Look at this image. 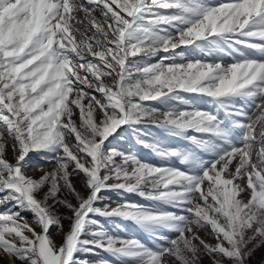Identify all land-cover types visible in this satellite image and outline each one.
<instances>
[{"label":"snow or ice","instance_id":"snow-or-ice-1","mask_svg":"<svg viewBox=\"0 0 264 264\" xmlns=\"http://www.w3.org/2000/svg\"><path fill=\"white\" fill-rule=\"evenodd\" d=\"M181 47L232 62L186 60ZM159 52L171 55L147 62ZM142 124L191 143L136 141L186 170L109 147ZM33 153L52 170L29 176ZM107 191L152 203L98 207ZM0 206V264H89L80 257L100 253L117 264H251L264 246V0H0ZM97 218L130 221L154 246Z\"/></svg>","mask_w":264,"mask_h":264},{"label":"rangeland","instance_id":"rangeland-1","mask_svg":"<svg viewBox=\"0 0 264 264\" xmlns=\"http://www.w3.org/2000/svg\"><path fill=\"white\" fill-rule=\"evenodd\" d=\"M205 2L210 4H219V3L227 2V0H205ZM80 17L83 18V13L80 14ZM176 51L178 53L184 51L186 60H196V59H200L204 61L220 60L224 64H228L232 62L231 56H224L223 54H219V53H213L211 56H204L197 49L189 50L183 47L177 49ZM244 51L251 54L250 50L245 49ZM165 55H171V53L159 52L156 54V56L152 57L147 62L155 63L162 56ZM177 61L179 62V58H177ZM181 95H183L186 99L192 101V103L195 106L204 110H209V105L206 103L207 98H201L199 96H196L195 94H190V93H181ZM145 103L161 109H163L164 107L158 101H151ZM171 105H176V102L175 101L170 102V106ZM179 107L183 108L185 106H179ZM136 129H137L136 131H133V129L125 127L124 129L120 130L119 134L116 135L115 139L112 140V143L109 145V147H114L117 151L131 152L137 155L138 158L142 159L143 161L153 163L157 166L178 167L181 170H186L187 166L181 164L177 158H170L167 160L161 159L160 157L152 153L150 149H145L141 144H138L136 141L138 138L149 143L158 140L169 148H179L185 151L191 150L193 148V146L189 141L184 140L181 137L170 136L164 130L156 128L151 124L138 125L136 126ZM139 133H143V135H139ZM187 135L190 136L194 135L197 136L198 138L201 136V134L192 131H189ZM6 155L8 156L9 159L12 158L10 146L6 150ZM43 155H47L49 158L51 157V154H43ZM203 156L204 158H208L207 154H203ZM117 162H119V158H117ZM25 167L27 170V174L29 176L38 178L40 175H42V171H40V169L42 168L44 171L52 170V168L54 167V161L50 162L49 159L43 158L42 154L33 153L30 154V159L28 160V163L26 164ZM101 195L104 197V199H102L97 203L98 207H103L104 204H111L114 207L116 203L121 202L123 199L149 206L152 203L150 201L142 200L140 197L136 196L135 194L107 191L101 193ZM243 195L244 194H242V196ZM2 209L3 206H0V210ZM166 210L177 211L176 209H171V208H167ZM60 211L64 212L63 209H61ZM22 215L29 221V223L32 222L33 217L30 212L24 211ZM97 219L100 220L101 224L104 226V228L107 231L110 232V234L124 236V237H135L137 239H140L142 242H144L150 247L154 246V241L150 237V235L130 221H123L118 218H113V219L97 218ZM67 227L68 224L65 221L64 223L65 230H67ZM207 231H210V229ZM49 235L50 238L54 239L55 243H57L58 245L60 244L61 242L60 235L55 226H52L50 228ZM163 235L174 237L175 233L165 232L163 233ZM199 235H201L202 238L206 239L207 242L215 243V240L211 236L206 235V230H201L199 232ZM160 243H163V241H160ZM80 258L87 259L89 261V264H95V262L101 258L111 261L112 264H117L115 258L109 256L106 253H100L98 256H91V255L81 256ZM203 264H210V258L204 257ZM251 264H264V246L258 248L255 251L253 257L251 258Z\"/></svg>","mask_w":264,"mask_h":264}]
</instances>
